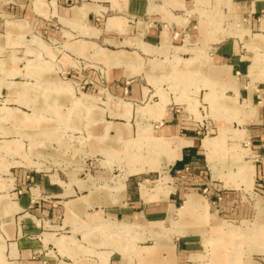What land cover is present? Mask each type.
Segmentation results:
<instances>
[{"label":"rangeland","instance_id":"rangeland-1","mask_svg":"<svg viewBox=\"0 0 264 264\" xmlns=\"http://www.w3.org/2000/svg\"><path fill=\"white\" fill-rule=\"evenodd\" d=\"M6 193L0 264H264V0H0Z\"/></svg>","mask_w":264,"mask_h":264},{"label":"crops","instance_id":"crops-1","mask_svg":"<svg viewBox=\"0 0 264 264\" xmlns=\"http://www.w3.org/2000/svg\"><path fill=\"white\" fill-rule=\"evenodd\" d=\"M171 4L176 6V7L183 6V0H171ZM64 9H66V8H64ZM78 9H81V10L77 11ZM89 10H90V7H87V5L75 6V7H72L71 10L67 9L66 12H65V14L66 15L67 14L70 15V17L63 16L61 18L64 19L65 21H69L68 19H71L73 17L76 18L77 16L78 17H82V18H86V16L88 15ZM110 19H114L115 20V23L112 26L110 24ZM110 19H109V26L118 28V29H120V31H124V32L128 30V24H126V22L123 20V18L114 17V18H110ZM13 26L14 27L12 28V31H14V30L16 31L15 25H13ZM84 30H83L84 33L86 31H90V33H94V34L97 33L96 30H92V29H90L87 26L84 27ZM77 47H78V45H77ZM2 64L4 65L3 62H2ZM210 65L211 64H209V66ZM216 66L224 67L226 69H228V68L231 69L230 68L231 66H229V65H216ZM6 72H7V74L11 73L12 75H15V72H13V70H12V72L11 71L9 72L8 70ZM12 83L13 82H9L8 87H12V86H10V84H12ZM11 109H14V108H11ZM190 139H193L194 143L191 144V145L185 146L183 148V150L180 152L181 154H179L178 160L175 163V165H176L175 171L178 172V173H185L186 171H188L190 169L194 170V169H196L198 167H201V166H198L199 161L201 160V158H199L200 155H201V150H199L198 145H196L195 138L193 137V138H190ZM10 167H13V166H10ZM3 168H4V166H3ZM5 195L11 196L9 193L0 194V196H5ZM9 202H12V201L4 202V203L7 204ZM13 203H15V202H13ZM162 209H164L162 205L155 204L151 208V211L162 210ZM0 210H1L0 212H2V209H0ZM5 233H6V228H5ZM11 234L13 235L12 232H11Z\"/></svg>","mask_w":264,"mask_h":264},{"label":"bare ground","instance_id":"bare-ground-1","mask_svg":"<svg viewBox=\"0 0 264 264\" xmlns=\"http://www.w3.org/2000/svg\"><path fill=\"white\" fill-rule=\"evenodd\" d=\"M217 114H218V116H220L221 115V112L219 111V112H217ZM222 138H218V139H216V140H211V141H206L204 144L207 146V147H213V146H216V145H219L220 146V148H222V140H221ZM175 145V144H174ZM180 145V144H179ZM184 145V144H183ZM176 146V145H175ZM203 146V145H202ZM206 149V148H205ZM210 151V150H209ZM181 154V153H180ZM216 154L214 153L213 155H212V153H211V157H209V160H210V165H211V167L212 168H214L215 166H216V156H215ZM188 203L191 205V204H195V203H197V199L195 198V196L194 195H192V194H190L189 196H188ZM238 246V244L236 245V247ZM236 252H237V249H236ZM235 256V255H234ZM238 260V258L237 257H227V258H223V259H218V264H237V261ZM239 264V263H238Z\"/></svg>","mask_w":264,"mask_h":264}]
</instances>
